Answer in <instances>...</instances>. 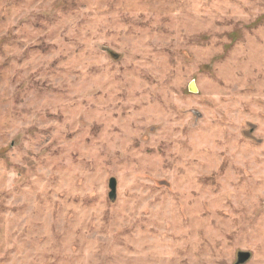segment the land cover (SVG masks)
<instances>
[{
  "label": "rangeland",
  "instance_id": "374dc122",
  "mask_svg": "<svg viewBox=\"0 0 264 264\" xmlns=\"http://www.w3.org/2000/svg\"><path fill=\"white\" fill-rule=\"evenodd\" d=\"M240 251L264 264V0H0V264Z\"/></svg>",
  "mask_w": 264,
  "mask_h": 264
},
{
  "label": "water",
  "instance_id": "95a60500",
  "mask_svg": "<svg viewBox=\"0 0 264 264\" xmlns=\"http://www.w3.org/2000/svg\"><path fill=\"white\" fill-rule=\"evenodd\" d=\"M108 199L110 201H113L116 199V190H117V183H116V179L114 177H111L109 180H108ZM237 259H236V262L235 264H240V263H243L244 261H246L248 258H249V253L248 252H237Z\"/></svg>",
  "mask_w": 264,
  "mask_h": 264
}]
</instances>
